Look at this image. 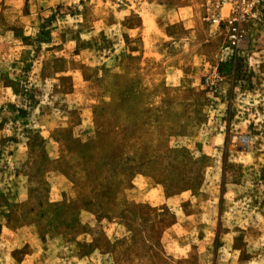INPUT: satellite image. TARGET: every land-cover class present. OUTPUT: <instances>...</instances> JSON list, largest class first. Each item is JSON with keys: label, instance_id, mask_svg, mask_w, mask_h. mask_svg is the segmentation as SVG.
Wrapping results in <instances>:
<instances>
[{"label": "rangeland", "instance_id": "374dc122", "mask_svg": "<svg viewBox=\"0 0 264 264\" xmlns=\"http://www.w3.org/2000/svg\"><path fill=\"white\" fill-rule=\"evenodd\" d=\"M207 11L0 0V264H264V7Z\"/></svg>", "mask_w": 264, "mask_h": 264}, {"label": "built area", "instance_id": "2783aa9c", "mask_svg": "<svg viewBox=\"0 0 264 264\" xmlns=\"http://www.w3.org/2000/svg\"><path fill=\"white\" fill-rule=\"evenodd\" d=\"M205 4L208 10L207 18L219 25L224 23L232 32V44L239 45L243 23L264 7V0H205ZM225 9L227 14L224 13Z\"/></svg>", "mask_w": 264, "mask_h": 264}, {"label": "water", "instance_id": "95a60500", "mask_svg": "<svg viewBox=\"0 0 264 264\" xmlns=\"http://www.w3.org/2000/svg\"><path fill=\"white\" fill-rule=\"evenodd\" d=\"M245 140H246V143H247V142H248V138L246 137V139H245Z\"/></svg>", "mask_w": 264, "mask_h": 264}]
</instances>
